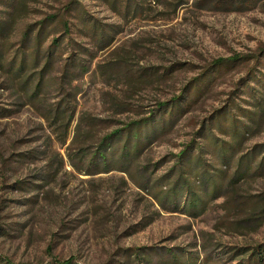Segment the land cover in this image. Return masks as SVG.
Wrapping results in <instances>:
<instances>
[{"label":"rangeland","instance_id":"374dc122","mask_svg":"<svg viewBox=\"0 0 264 264\" xmlns=\"http://www.w3.org/2000/svg\"><path fill=\"white\" fill-rule=\"evenodd\" d=\"M263 47L264 0H0V264L246 259L264 244ZM120 130L105 171L91 153Z\"/></svg>","mask_w":264,"mask_h":264},{"label":"trees","instance_id":"16d2710c","mask_svg":"<svg viewBox=\"0 0 264 264\" xmlns=\"http://www.w3.org/2000/svg\"><path fill=\"white\" fill-rule=\"evenodd\" d=\"M50 20H53V18H51ZM43 25H44V23L37 30V33H40L43 30V27H44ZM63 27H64L65 32L68 33L70 31L66 21H63ZM30 33H32V32H30V28H27L25 30L24 38L28 39V36ZM36 38L39 40V34H37ZM53 44L55 47L60 46V43L58 42V40H54ZM263 51H264V47H263ZM79 65H80L82 71H87V68L85 69L84 65H82V64H79ZM65 71L67 72L68 69L66 68ZM66 72H65L64 77H66ZM41 79H43V76L41 77ZM38 89L39 88L37 86L35 91H37ZM63 112H64L63 110H58L56 113L61 114ZM55 117H57V115ZM144 123H147V121H144ZM140 124L141 123L138 121V122H134L132 124H129L126 128H124V131L126 132V135L128 136L127 137V143L122 147V152H120V157L118 158V160L127 161L128 157L130 156V151L128 150V145H127L129 141H133L132 145H133V148L135 149V151H133L134 154H135V152H137L136 150L138 148V145L140 144V142H139L140 141L139 140V129L141 127ZM121 137H122V131L121 130L109 134L108 136L105 137V140L107 141L106 145L104 143H102V145L98 146L97 149L91 153V157H94L95 159H97V160L99 159L100 161H102V163L105 165V169H104L105 171L109 170L108 169L109 165H107L109 160H107L108 158H107L106 148L109 147V149L111 150V152H110V154H111L110 159L111 160L110 161H113L112 157L116 153H115V148H112V145L115 144V142L120 141ZM190 146L191 145H189L187 147V149L184 152H182V157L186 156L185 153H187ZM182 161H183V159L181 158V163H182ZM198 166H199V164H197L196 167H198ZM201 174L203 175L204 173L202 172ZM191 196H192V198L189 201L188 210H192V209L202 207L203 202H202L201 196H196V194L195 195L191 194ZM259 224H261V222ZM259 224H256V225L259 226ZM250 251L251 252L247 254V258L243 259V258H241V256H242V254H244L245 251L243 249L242 250H240V249L236 250L234 252V257H237V262L235 264H264V244H260L256 247H252V248H250ZM56 264H71V263H70V260H65L63 262H57Z\"/></svg>","mask_w":264,"mask_h":264}]
</instances>
